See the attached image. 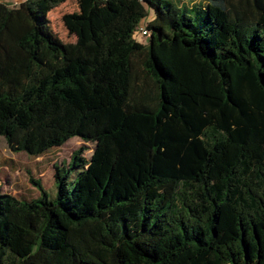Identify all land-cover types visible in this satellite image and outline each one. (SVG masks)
Wrapping results in <instances>:
<instances>
[{
	"label": "trees",
	"instance_id": "obj_1",
	"mask_svg": "<svg viewBox=\"0 0 264 264\" xmlns=\"http://www.w3.org/2000/svg\"><path fill=\"white\" fill-rule=\"evenodd\" d=\"M64 1L0 4V136L94 148L53 198L0 192V264H264V0H77L73 42Z\"/></svg>",
	"mask_w": 264,
	"mask_h": 264
},
{
	"label": "rangeland",
	"instance_id": "obj_2",
	"mask_svg": "<svg viewBox=\"0 0 264 264\" xmlns=\"http://www.w3.org/2000/svg\"><path fill=\"white\" fill-rule=\"evenodd\" d=\"M3 5L12 4L16 0H3ZM202 3L203 0H172L175 5L180 3L192 4ZM1 2V0H0ZM2 4V3H1ZM78 10L77 0H66L57 6L53 7L49 13V27L54 34H57L63 41H74V36L69 35L64 27L61 16L64 13L74 12ZM183 12L190 17L191 27L202 32L207 31L205 11L196 6L195 9ZM153 18V10L149 11L147 17L141 22V27H144L147 21ZM133 38L146 44L148 42L147 34H141L140 30H135ZM82 148L81 156L89 159L94 143L83 141L80 137L74 136L68 139L59 147H53L48 151L38 155H29L24 151H12L8 148L5 139L0 136V192L11 193L18 197L34 198L38 196L39 191L32 180H37L46 191L48 198H53L55 194L54 184V166H60L62 163H67L71 154L78 148ZM78 174L77 168L70 169L68 176V184L71 187L76 180Z\"/></svg>",
	"mask_w": 264,
	"mask_h": 264
},
{
	"label": "crops",
	"instance_id": "obj_3",
	"mask_svg": "<svg viewBox=\"0 0 264 264\" xmlns=\"http://www.w3.org/2000/svg\"><path fill=\"white\" fill-rule=\"evenodd\" d=\"M22 1H24V0H16L14 3H12V4H6L5 6L6 7H13V6H17L19 3H21ZM3 4L4 3V1L3 0H1V2H0V4ZM195 2L193 1V3L192 4H194ZM192 4H187V5H189V6H191ZM200 4H205V2H204V0H203V2L202 3H200ZM151 19V18H150Z\"/></svg>",
	"mask_w": 264,
	"mask_h": 264
},
{
	"label": "built area",
	"instance_id": "obj_4",
	"mask_svg": "<svg viewBox=\"0 0 264 264\" xmlns=\"http://www.w3.org/2000/svg\"><path fill=\"white\" fill-rule=\"evenodd\" d=\"M136 30H140L141 34H147V36L149 35V31L147 30V28L138 26Z\"/></svg>",
	"mask_w": 264,
	"mask_h": 264
}]
</instances>
